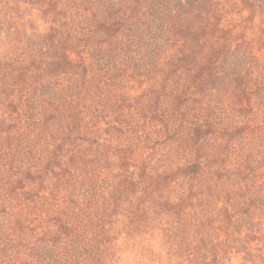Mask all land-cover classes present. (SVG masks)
Here are the masks:
<instances>
[{"label": "rangeland", "instance_id": "1", "mask_svg": "<svg viewBox=\"0 0 264 264\" xmlns=\"http://www.w3.org/2000/svg\"><path fill=\"white\" fill-rule=\"evenodd\" d=\"M249 220L264 0H0V264H247Z\"/></svg>", "mask_w": 264, "mask_h": 264}, {"label": "trees", "instance_id": "2", "mask_svg": "<svg viewBox=\"0 0 264 264\" xmlns=\"http://www.w3.org/2000/svg\"><path fill=\"white\" fill-rule=\"evenodd\" d=\"M201 202H202V200L200 199V204H199L200 206H202ZM261 203H262V201H260L258 199L256 200V198H254V206L259 207V205H261ZM233 205L236 207L241 206L240 204H238V202H235V204H233ZM204 208H202L201 210H203ZM250 217H252V212L248 213V219H250ZM210 218L212 219L213 216L211 215ZM240 222H241V220H236L237 225H239ZM248 223L251 226V230L249 231L248 234H246V236H242L243 234H235V235L233 234V236H232L233 237V244H235V249L237 251L236 253L237 254L243 253L244 254L243 260L247 264H264V242L262 240L263 235L262 234H256L257 231H254V228H256L258 226L256 224V222H254V221L251 222L249 220ZM197 235L200 237L199 240L202 241L201 244L206 246L208 244L213 243L212 240L214 239V234H212V235L208 234L207 237H205L203 234H197ZM214 240H216V238ZM219 242L221 243L222 241L218 240L215 243L217 244ZM259 242H261V244H263V245H259ZM241 249H244V250H241ZM254 252H255V254H254ZM217 254H219V253H217Z\"/></svg>", "mask_w": 264, "mask_h": 264}]
</instances>
